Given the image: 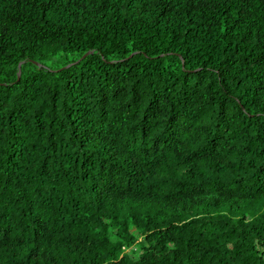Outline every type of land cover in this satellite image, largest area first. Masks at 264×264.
<instances>
[{"label": "trees", "instance_id": "1", "mask_svg": "<svg viewBox=\"0 0 264 264\" xmlns=\"http://www.w3.org/2000/svg\"><path fill=\"white\" fill-rule=\"evenodd\" d=\"M0 264H264V0H0Z\"/></svg>", "mask_w": 264, "mask_h": 264}, {"label": "rangeland", "instance_id": "2", "mask_svg": "<svg viewBox=\"0 0 264 264\" xmlns=\"http://www.w3.org/2000/svg\"><path fill=\"white\" fill-rule=\"evenodd\" d=\"M136 248H137L136 246L131 247V248L128 247L124 249V252H130L131 249L135 250Z\"/></svg>", "mask_w": 264, "mask_h": 264}]
</instances>
